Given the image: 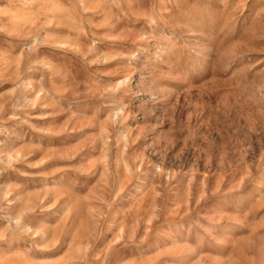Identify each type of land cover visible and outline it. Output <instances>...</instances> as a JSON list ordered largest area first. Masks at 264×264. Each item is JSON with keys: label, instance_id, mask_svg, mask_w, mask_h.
I'll list each match as a JSON object with an SVG mask.
<instances>
[{"label": "rangeland", "instance_id": "1", "mask_svg": "<svg viewBox=\"0 0 264 264\" xmlns=\"http://www.w3.org/2000/svg\"><path fill=\"white\" fill-rule=\"evenodd\" d=\"M0 264H264V0H0Z\"/></svg>", "mask_w": 264, "mask_h": 264}]
</instances>
